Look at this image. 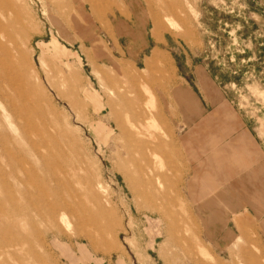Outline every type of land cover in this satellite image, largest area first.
I'll list each match as a JSON object with an SVG mask.
<instances>
[{"label":"rangeland","instance_id":"rangeland-1","mask_svg":"<svg viewBox=\"0 0 264 264\" xmlns=\"http://www.w3.org/2000/svg\"><path fill=\"white\" fill-rule=\"evenodd\" d=\"M0 264H264V0H0Z\"/></svg>","mask_w":264,"mask_h":264},{"label":"crops","instance_id":"crops-1","mask_svg":"<svg viewBox=\"0 0 264 264\" xmlns=\"http://www.w3.org/2000/svg\"><path fill=\"white\" fill-rule=\"evenodd\" d=\"M90 8H91L93 14H96V9L93 6H91ZM70 10H71V8H70V5L68 4L66 6V11H70ZM85 12H86V9L83 11V13H79V14L76 13V16L79 18V22H81L82 24H83V21H85V19L87 18L86 16H84V13ZM76 27H78V26H76ZM156 53H159V52L158 51H154V55ZM93 68L94 69H97V70H100L99 67L96 64H93ZM99 72H102L103 75H108L106 72H104L102 70H100ZM107 81H109V79H107ZM108 106L111 109V112L110 113H112L114 122L115 121H118V118L119 117H117L116 111L114 109V107H115V101H112ZM187 106H189V109L191 111H193L195 109V106L193 104H191V103H188ZM94 109L97 110L98 112L103 111L104 110L103 104H101L100 107H94ZM114 131H116V128H112V127L109 128L107 126L96 127L95 128V135L97 137L99 136L100 138H105V139L108 140V139H110V137H111V135L113 134ZM179 153H180V156L179 157H176V158H173V159H169V163H168L172 167V169H173L174 181H176L177 178H179V175H178V172L177 171H179L178 169H179L180 164H181V161H182V156H181V150L180 149H179ZM161 217H162L161 219L164 220L163 216H161ZM239 219L240 218L237 217V219L235 220L236 223H239ZM166 232L167 231L165 230V233Z\"/></svg>","mask_w":264,"mask_h":264}]
</instances>
